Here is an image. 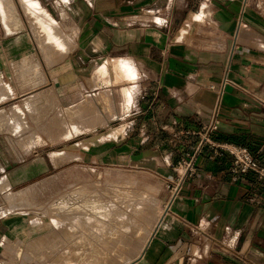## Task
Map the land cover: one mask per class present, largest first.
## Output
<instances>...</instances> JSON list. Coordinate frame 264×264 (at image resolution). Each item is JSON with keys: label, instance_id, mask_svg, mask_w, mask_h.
I'll use <instances>...</instances> for the list:
<instances>
[{"label": "crops", "instance_id": "obj_1", "mask_svg": "<svg viewBox=\"0 0 264 264\" xmlns=\"http://www.w3.org/2000/svg\"><path fill=\"white\" fill-rule=\"evenodd\" d=\"M241 2L0 0V77L11 74L17 88L28 73L31 89L29 99H0V255L5 241L36 231L28 214L4 207L59 166L36 156L52 149L47 136L71 154L65 164L135 165L163 182L219 103L212 141L264 165V0L252 1L238 28ZM224 76L235 85L222 89ZM24 102L31 109L20 116ZM231 168L228 153L213 157L206 146L126 264H264V184Z\"/></svg>", "mask_w": 264, "mask_h": 264}, {"label": "rangeland", "instance_id": "obj_2", "mask_svg": "<svg viewBox=\"0 0 264 264\" xmlns=\"http://www.w3.org/2000/svg\"><path fill=\"white\" fill-rule=\"evenodd\" d=\"M43 74L42 72L40 73L42 78L38 84L45 82ZM26 75V77H22V80L26 78L21 83L22 86L17 88L10 86L12 84L11 74L8 75L6 73L5 82L0 77V82L3 84V87L0 88V93L4 94L0 99H29L28 96L30 94L28 92L31 89L25 86L28 85L29 79L28 73ZM20 94L22 95L21 97H19ZM45 96L44 91H38L37 99H45ZM35 98L33 97L32 99ZM86 99L94 98L87 96ZM29 103L24 102L17 105L14 111L22 116L24 110L31 109V104ZM42 108L37 110V112L40 114L42 111L41 115H44ZM39 114L38 116H40ZM57 119L54 125L62 122L59 112ZM69 136L68 134L65 138ZM47 139L45 146L49 148L51 145L50 148L52 149L37 152L36 156L43 159H49L50 157L52 163L59 166L51 169L46 174L48 178L44 182L34 188H26L21 191V197L17 204L4 207V212L17 210L28 214L31 218L33 229L38 227L36 228L37 231L32 236L25 235L19 242L14 244L5 241L2 245L3 252L0 255V263L125 264L124 262L136 256L132 254L138 253L141 240L146 235V230L150 228L158 216L163 214L169 198L165 182L159 180L155 174L140 169L135 165L65 164L64 162L71 159L72 156L63 151L64 147L57 145L59 136L54 135L51 138L47 136ZM21 158L23 159V157ZM40 163V160L33 162V167L36 171L40 169L41 166H38L41 165ZM61 163L64 164L61 165ZM23 187L22 185L20 190ZM85 201L95 203V216L92 215L94 217L91 218L89 215L91 211H89L85 223L87 226L82 227L80 224L79 227L74 228L65 221L68 208L70 207L72 213L78 216L83 215L78 207L83 206ZM77 211L80 212L77 213ZM124 215L130 217V222L133 225L130 224L131 228L129 226L125 227L130 228L129 230L123 229L124 232L122 231V233L125 235L118 231L120 227L124 226L121 225L123 220H126ZM102 217L108 219L106 224L99 225V222L92 224L90 221L88 222V219L95 221L94 219ZM52 218L55 219L56 225L51 223ZM43 222L47 224L43 226L44 228L41 227ZM83 228L84 230L87 229L88 233L92 232L91 237L94 239L90 242L91 246L77 245L76 237L81 234L80 230H83ZM131 230L132 232L130 233ZM141 231L143 234L140 233ZM115 232L118 235L121 233V235L117 238V236L113 235ZM64 233L67 237L63 235ZM129 238L130 240H128ZM136 242L137 244H135ZM135 250L138 251L135 252Z\"/></svg>", "mask_w": 264, "mask_h": 264}, {"label": "built area", "instance_id": "obj_3", "mask_svg": "<svg viewBox=\"0 0 264 264\" xmlns=\"http://www.w3.org/2000/svg\"><path fill=\"white\" fill-rule=\"evenodd\" d=\"M252 1L254 0H242L241 10L238 16V28L241 27L242 16L246 9L251 5ZM227 85L235 84L224 76L221 81L222 89ZM218 114L219 103L212 112L210 122L205 131L201 134L197 146L191 151L186 150L185 147H183L179 153V160L173 169L175 175L164 180L166 189L169 193V198L164 207L163 214L170 211V206L178 197L183 183L195 174L197 159L202 154L206 146L212 149L213 157L221 154V152H226L231 156V173L236 177L243 178L246 174L253 173L256 179L264 184V165L258 163L255 157H253L246 148L234 145H220L212 141L211 135L218 128Z\"/></svg>", "mask_w": 264, "mask_h": 264}, {"label": "bare ground", "instance_id": "obj_4", "mask_svg": "<svg viewBox=\"0 0 264 264\" xmlns=\"http://www.w3.org/2000/svg\"><path fill=\"white\" fill-rule=\"evenodd\" d=\"M132 70V69H131ZM132 74V73H131ZM135 77V76H134ZM133 79V78H132ZM128 94V93H127ZM130 98V97H129ZM39 161V160H38ZM39 166V165H38ZM77 205V204H76ZM73 206V205H72ZM94 206H95V203H91V202H87V201H85V203L83 204V206H80V207H78V209L80 210V211H82L81 213L83 214V215H76V214H74V213H72V211H71V209H70V207L68 208V211H67V213H66V217H65V221L69 224V225H72L74 228H77V226L79 227V225L81 224L82 225V227L83 226H87L85 223H86V217L88 216V212L89 211H91L90 213H89V215H90V217L92 218V217H94L95 215H94ZM67 207V206H66ZM77 207V206H76ZM61 208H63V207H61ZM65 208V207H64ZM75 209V208H74ZM80 211H77V213L78 212H80ZM87 211V212H86ZM76 213V212H75ZM85 214V215H84ZM92 215H94V216H92ZM56 217V216H55ZM160 217L161 216H158L155 220H154V222L151 224V226H150V228H148L147 230H146V235H145V237L141 240L142 242H141V246H140V238H139V251L138 250H135V252L136 251H138V253L137 254H132L133 256L134 255H138V254H140V252H141V250H142V248H144V245L146 244V242H147V240H148V238H149V236L151 235V233L153 232V230H154V228L156 227V225H157V222L159 221V219H160ZM124 218L126 219V220H123V222H122V224L121 225H124V226H122V227H120L119 228V232H121L122 233V231L124 232V230L125 229H130L131 227H130V224L132 225V222H130V217H127V215H124ZM37 219V218H36ZM35 219V220H36ZM46 219V218H45ZM44 219V220H45ZM57 219V218H56ZM35 220H33V221H35ZM39 220H40V218H39ZM95 221H91V220H89L88 219V222L90 221V223L92 224V223H94V222H99V225H102V224H106L107 223V221H108V219L107 218H104V217H102V218H97V219H94ZM133 220H134V222L136 223V220L134 219V217H133ZM37 221V220H36ZM51 223L52 224H55L56 222H55V219L54 218H52L51 219ZM58 221V220H57ZM45 222V221H44ZM42 223V225H41V227L42 228H44L43 226H46L47 224L46 223ZM133 222V223H134ZM128 223V224H127ZM139 223V222H138ZM39 224H41L40 222H39ZM50 224V223H49ZM127 224V225H126ZM56 225V224H55ZM66 225V224H65ZM51 226V225H50ZM50 226H47V227H50ZM58 226V225H57ZM60 226V225H59ZM126 226H129L130 228H125ZM133 226V225H132ZM62 227V226H61ZM69 227V226H68ZM81 227V226H80ZM36 228H38V227H36ZM35 228V229H36ZM41 228V229H42ZM67 228V227H66ZM65 228V229H66ZM71 228V227H70ZM69 228V229H70ZM145 228V227H144ZM56 229V228H55ZM65 229H63L64 231H65ZM68 229V228H67ZM80 229V228H79ZM124 229V230H123ZM134 229H136V228H134ZM44 230V229H43ZM46 230V229H45ZM133 230V229H132ZM132 230L130 231V233L132 232ZM137 230V229H136ZM36 231H37V229H36ZM50 231V230H49ZM56 231H57V229H56ZM62 231V230H61ZM71 231H72V229H71ZM70 231V232H71ZM135 231V230H134ZM66 232V231H65ZM80 232H81V234L80 235H78L77 237H76V239H77V245L78 246H91L92 244H90V242L91 241H93V239L94 238H92L91 236H92V232H90V233H88V231H87V229L86 230H84V228H83V230L81 229L80 230ZM63 233V232H62ZM121 233H119V235H121ZM126 233V232H125ZM141 234H143L142 233V231L140 232ZM123 235H125L124 233H122ZM137 234H138V232H137ZM136 234V235H137ZM63 235H65V233L63 234ZM115 237L117 236V238L119 237V235L115 232L114 234H113ZM128 235H132V234H128ZM56 236V235H55ZM66 236V235H65ZM46 237V236H45ZM67 237V236H66ZM56 238H57V236H56ZM72 238V237H71ZM132 238V237H131ZM37 239V238H36ZM55 239V238H54ZM128 240H130V238L128 239ZM36 241V240H35ZM138 241V240H137ZM44 244V243H43ZM135 244H137V242L135 243ZM35 245V244H34ZM84 248V247H83ZM86 248V247H85ZM137 248H138V246H137ZM62 249V248H61ZM84 252V251H83ZM82 252V253H83ZM131 255V256H132ZM132 256V257H133ZM136 256H134V257H136ZM133 257V258H134ZM131 258V257H130ZM130 260H132V259H129V260H127L126 262H124L125 264L127 263V262H129ZM0 264H2V263H0Z\"/></svg>", "mask_w": 264, "mask_h": 264}]
</instances>
